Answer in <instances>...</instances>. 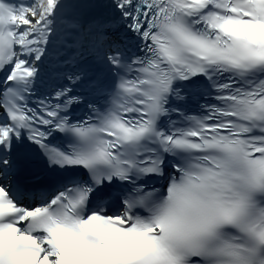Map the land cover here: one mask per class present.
Here are the masks:
<instances>
[{
    "label": "snow or ice",
    "instance_id": "obj_1",
    "mask_svg": "<svg viewBox=\"0 0 264 264\" xmlns=\"http://www.w3.org/2000/svg\"><path fill=\"white\" fill-rule=\"evenodd\" d=\"M0 264H264V0H0Z\"/></svg>",
    "mask_w": 264,
    "mask_h": 264
}]
</instances>
